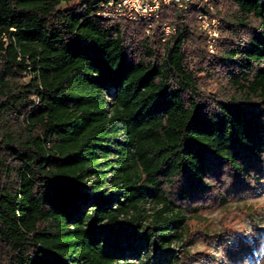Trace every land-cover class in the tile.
<instances>
[{"label":"trees","instance_id":"trees-1","mask_svg":"<svg viewBox=\"0 0 264 264\" xmlns=\"http://www.w3.org/2000/svg\"><path fill=\"white\" fill-rule=\"evenodd\" d=\"M103 2L0 0V264H168L186 212L264 189V0ZM192 41L234 93L201 87ZM227 239L231 264H264V229Z\"/></svg>","mask_w":264,"mask_h":264},{"label":"rangeland","instance_id":"rangeland-1","mask_svg":"<svg viewBox=\"0 0 264 264\" xmlns=\"http://www.w3.org/2000/svg\"><path fill=\"white\" fill-rule=\"evenodd\" d=\"M209 2H212V0ZM211 15L219 19V36L213 50L215 51L221 35L220 26L222 21L214 4L211 5ZM171 27L176 30L175 25H171ZM198 27L200 31L207 34L201 28L200 23ZM172 28L171 32L167 34L164 27H162L163 40L174 34L175 30ZM225 35L236 43L242 37L247 36V30L243 29L239 34L226 32ZM201 45L204 46L203 42L192 41L188 47L191 52L193 68L197 70L200 77L201 87L209 93L217 94L218 97L234 93L235 90L229 85L225 70L219 66L216 68L212 65L209 66L207 60L199 56ZM209 52L212 53L210 48ZM31 98L34 99L35 96L33 95ZM145 207L148 213H152L157 208L153 201L147 202ZM185 215L186 222L182 228L183 239L175 243L177 259L168 264H231L224 255L218 240L227 237L228 243L234 244L236 243V237H251L254 225L257 228L264 229V189H257L253 196L225 200L216 207H200L195 211L186 212ZM247 264H251V262Z\"/></svg>","mask_w":264,"mask_h":264},{"label":"built area","instance_id":"built-area-1","mask_svg":"<svg viewBox=\"0 0 264 264\" xmlns=\"http://www.w3.org/2000/svg\"><path fill=\"white\" fill-rule=\"evenodd\" d=\"M191 1L192 0H104L102 5L104 7L103 14L105 17H126L128 19L143 17L151 19L154 16L158 17V13L172 3L179 7L186 8L190 5ZM205 1L209 2L210 0ZM198 20L201 28H203L209 36L208 44L210 51L213 52L219 36V19L213 17L210 12L199 14ZM171 28L169 24L164 25V31H166L167 34L171 32ZM172 29L175 30V28Z\"/></svg>","mask_w":264,"mask_h":264}]
</instances>
